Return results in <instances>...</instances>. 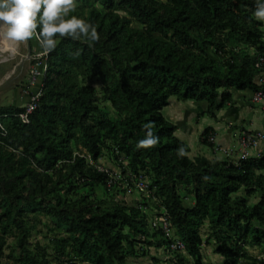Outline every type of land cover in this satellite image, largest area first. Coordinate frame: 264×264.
I'll return each instance as SVG.
<instances>
[{
  "label": "trees",
  "instance_id": "obj_1",
  "mask_svg": "<svg viewBox=\"0 0 264 264\" xmlns=\"http://www.w3.org/2000/svg\"><path fill=\"white\" fill-rule=\"evenodd\" d=\"M258 3L74 0L66 18L83 19L98 39L56 35L30 122L20 117L24 105L0 104V264H129L151 247L168 255L153 256L156 264H205V244L224 258L220 264H264V151L196 161L164 114L176 97L207 102L216 118L235 90L264 88ZM39 32L29 38L32 55ZM214 132L207 128L201 142L214 147ZM106 155L145 175L155 199L99 198L98 187L127 196L98 168ZM163 209L171 236L152 226ZM40 224L53 235L47 246L31 241ZM177 239L183 250L172 248Z\"/></svg>",
  "mask_w": 264,
  "mask_h": 264
},
{
  "label": "crops",
  "instance_id": "obj_2",
  "mask_svg": "<svg viewBox=\"0 0 264 264\" xmlns=\"http://www.w3.org/2000/svg\"><path fill=\"white\" fill-rule=\"evenodd\" d=\"M251 96L250 90H235L234 101L217 111L216 118L206 112L207 102L183 101L172 97L170 104L164 109V114L178 126L176 135L187 144L188 154L194 160L221 159L225 157L223 151H217L215 147L202 143L201 135L211 127L215 130L220 146L237 150V133L240 130H264V112L261 106L251 101ZM259 150L264 151V143H261ZM258 151L252 150V154L255 155ZM235 154L237 157L238 153Z\"/></svg>",
  "mask_w": 264,
  "mask_h": 264
},
{
  "label": "built area",
  "instance_id": "obj_3",
  "mask_svg": "<svg viewBox=\"0 0 264 264\" xmlns=\"http://www.w3.org/2000/svg\"><path fill=\"white\" fill-rule=\"evenodd\" d=\"M49 51H45L42 54H33V68L31 70V85L28 90V100L26 102L25 110L20 113L21 119L28 123L30 122V115L37 108L38 102L43 93V83L41 82V77H43L44 72L47 70V61L46 57ZM256 66L258 68H264V51L258 54ZM259 82L264 83V75L259 77ZM251 101L254 104L261 106L262 111L264 112V88H261L252 93ZM238 139V151L233 148H223L219 145L216 134L213 133L210 136V141L213 143L217 151H223L225 157H235L237 152V157L240 159H246L250 156H253L252 150H257L260 147L261 143H264V130L262 131H247L240 130L237 133ZM261 151L259 150L254 156H260ZM91 163H94L90 160ZM122 161V159H120ZM101 171H105L109 175L108 187L124 190L127 196L138 195L139 200L142 202L144 199L150 200L155 199L153 195V189L151 188L150 180L143 175L134 174L130 169L124 171L121 167H108L102 164L97 165ZM140 208L147 209L145 203L139 204ZM153 228H161L167 236L173 234V227L168 213L163 209L159 214L155 215L152 219ZM172 248L183 250L185 244L177 239L172 243Z\"/></svg>",
  "mask_w": 264,
  "mask_h": 264
},
{
  "label": "rangeland",
  "instance_id": "obj_4",
  "mask_svg": "<svg viewBox=\"0 0 264 264\" xmlns=\"http://www.w3.org/2000/svg\"><path fill=\"white\" fill-rule=\"evenodd\" d=\"M35 36V34H34ZM33 45H34V54H42L44 49L41 44L37 41L36 37H33ZM28 49H29V39L26 41H12L10 46L11 55L9 52H5L0 50V104H11L18 103L25 105L28 100V90L30 89V83L32 80L31 70L33 68V55L28 57ZM93 83L100 88L101 82L98 80H94ZM214 159V158H213ZM102 163L105 166L116 168L118 167V163L116 161L106 155L102 160ZM96 194L99 198H104L108 200V203L115 202H126L128 204L139 202L138 195L125 196L122 194H116L114 198L110 197L103 188L98 187L96 189ZM261 198V193L253 196L251 198L252 202H257ZM118 201H117V200ZM42 219H47L45 216H40ZM53 236L52 233H49L48 228L44 224H40L34 231L31 238L32 242H40L42 245L47 246L49 244V238L46 237ZM205 238V235H204ZM9 246H15V241L13 237H9L8 239ZM12 247L6 248V253L9 254L12 250ZM53 248H49V252L52 253ZM204 252V262L205 264H220L223 262L224 258L214 251V246L205 244L203 246ZM250 253L253 255H258L261 253L260 248H250ZM153 256H158L162 260L167 258V254L162 253L161 250H158L156 247L150 248V255L145 257H140L138 259L131 258L129 260V264H156L153 260ZM7 261L4 258V262ZM162 264H168L166 262L161 261ZM57 264V262H54ZM83 264V263H81ZM240 264H245V262L241 261Z\"/></svg>",
  "mask_w": 264,
  "mask_h": 264
},
{
  "label": "clouds",
  "instance_id": "obj_5",
  "mask_svg": "<svg viewBox=\"0 0 264 264\" xmlns=\"http://www.w3.org/2000/svg\"><path fill=\"white\" fill-rule=\"evenodd\" d=\"M74 7V0H0V30L6 26V35L17 42L31 38L39 26L40 43L45 51L55 48V37H78L98 39L97 31L83 19L67 17ZM257 19L264 21V0H259L255 12ZM153 139L142 141L153 144Z\"/></svg>",
  "mask_w": 264,
  "mask_h": 264
},
{
  "label": "bare ground",
  "instance_id": "obj_6",
  "mask_svg": "<svg viewBox=\"0 0 264 264\" xmlns=\"http://www.w3.org/2000/svg\"><path fill=\"white\" fill-rule=\"evenodd\" d=\"M6 31H7V28L3 30L1 38H0V50L5 51V52H9L11 55L10 46H11L13 40L10 39L6 35Z\"/></svg>",
  "mask_w": 264,
  "mask_h": 264
},
{
  "label": "water",
  "instance_id": "obj_7",
  "mask_svg": "<svg viewBox=\"0 0 264 264\" xmlns=\"http://www.w3.org/2000/svg\"><path fill=\"white\" fill-rule=\"evenodd\" d=\"M4 29H6V26H5ZM3 30H0V38H1V35H2ZM31 56H32V46H31L30 39H29L28 57H31Z\"/></svg>",
  "mask_w": 264,
  "mask_h": 264
}]
</instances>
